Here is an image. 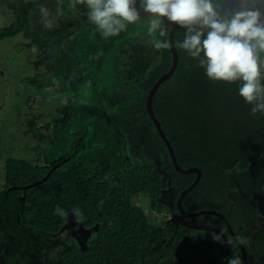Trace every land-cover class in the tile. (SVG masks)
Listing matches in <instances>:
<instances>
[{
    "label": "trees",
    "instance_id": "16d2710c",
    "mask_svg": "<svg viewBox=\"0 0 264 264\" xmlns=\"http://www.w3.org/2000/svg\"><path fill=\"white\" fill-rule=\"evenodd\" d=\"M220 1L213 0V3L219 6ZM6 3L14 10L15 20L0 28V39L24 32L29 49L39 46L49 51L51 46L57 52L58 47L62 48L57 53L50 52L41 62L56 58L55 73L61 67L71 72L65 74L67 80H63L71 94H75L78 84L75 78L87 76L85 71L89 70L92 73L89 80L97 82L92 95L95 101L103 102L104 106L111 102L107 101L106 94H100L105 85L119 90L121 106L135 98L142 118L133 125L132 138L140 151L144 149L142 156L147 157L146 161L130 164L111 177L113 161L120 158L111 146L100 147L91 156L80 153L79 138H74L87 122L82 111L76 112V123L72 121L70 125L80 130L66 132L73 119L71 109L75 112V103L71 104L68 110L71 115L68 113L63 118L59 133L53 139L35 128L31 120L36 134L41 133L51 142L67 134L70 148L75 144L77 149L75 152L66 150L64 158L61 155L64 152H51L48 161L56 163L42 170L25 158L7 159L5 175L9 190L4 200L10 208L7 214L17 220L15 227L8 229L16 232L18 227L22 228L24 248L31 249L58 234L67 216L75 213L86 226L100 224L99 231L94 232L87 248H82L74 238L68 239V248L50 264H228L232 257H238L241 264H245L240 247L219 216L208 213L197 216L203 223L183 226L179 231L171 221L155 223L145 207L134 201L135 197L146 195L150 208L182 215L177 200L197 177V172L183 173L176 169L147 110L150 90L172 67L174 56L170 43L168 49H155L143 27L130 38H118L107 45V60L111 63L114 57L122 73L118 80L112 66L104 72L95 68L93 61H88L89 65L86 63L83 69L77 68L74 59L86 56L76 55L74 48L76 44L79 46L81 32L64 48L66 36L73 34L76 27L90 28L88 24H93L85 16L86 4H78L77 0H7ZM136 3L143 9V0ZM48 7H51L52 17L46 12ZM140 17L149 22L152 19L150 15ZM93 27L96 26L93 24ZM163 27L166 35L157 34L156 38L169 41L172 25L165 21ZM186 32L177 25L174 42L179 53L178 65L152 100L154 113L174 148L178 163L183 168L202 169L199 183L184 196L182 205L188 212L203 209L222 212L244 243L250 264H264V112L252 114L253 105L245 103L238 94L241 82H214L206 76L199 59L180 47ZM51 33L55 35L54 45L47 43ZM103 39L101 36L99 41ZM64 50L71 52L57 58ZM119 52H123L122 59L117 57ZM67 60L73 62L71 66ZM72 83L74 88L70 90ZM46 84L45 77L43 82H38L39 88ZM114 105L110 109L118 111L120 104ZM101 131L96 127L91 129L86 133L88 140L97 141ZM105 135L117 140L120 147L121 138L117 133L107 131ZM49 151L48 146L46 153ZM46 176V181L25 189ZM24 196L25 203L21 199ZM0 204L1 210L2 200ZM58 206L63 214L56 212ZM19 215H24L25 220L19 219Z\"/></svg>",
    "mask_w": 264,
    "mask_h": 264
},
{
    "label": "rangeland",
    "instance_id": "374dc122",
    "mask_svg": "<svg viewBox=\"0 0 264 264\" xmlns=\"http://www.w3.org/2000/svg\"><path fill=\"white\" fill-rule=\"evenodd\" d=\"M6 1L7 0H0V28L10 25L15 20L14 10L8 6ZM50 8L51 7L46 8V12L52 17V10ZM86 10L85 16L89 20V10ZM149 23L148 20H144L140 17L135 24L127 25L125 30L112 37L103 36L96 27H93V24H88L91 26L90 28L82 25V27H76L75 29L77 30L75 31L74 29L73 34L66 36L67 40L63 42V45L64 48H68L70 46L68 43H72L78 38L81 32L79 46L76 44L74 47L77 53L76 55L86 54L89 60H95L93 61V66L97 68L102 63H97L98 59L102 55L107 56L108 54L107 45H111V43L117 41L118 38H120V40L130 38L138 29L143 27L147 29ZM101 36L105 38L102 42H100L101 40L99 41ZM48 38L49 40L47 39V43L49 45H54L55 35L52 34ZM94 38L96 41H94ZM152 39L153 37H151V40ZM26 41L29 40L26 39L24 32L0 39V197H2V199L5 198L4 196L9 190L6 184L5 164L7 159L11 157L28 159L42 170L52 167V165L56 163L48 161L47 157L51 152H64V154H61L64 158L66 156V150L75 152L78 146V148H82L80 153L91 156L93 153H96L98 149L100 150V147L103 148L106 145L108 148L111 146V148L120 155L119 159H114L113 161L115 165L111 170V177L115 176L117 171L129 167L130 164L133 165L138 161L144 162L147 160V157L145 158V156H142L145 154L144 149L140 151V146L134 143L132 138L134 132L133 125L142 118L140 113L141 108L139 109V107L136 106L135 98L121 106L120 101H118L120 97L118 94L119 90L109 85H105L104 87L102 85L103 92H100V94H106L109 98L107 101H111L109 102L111 104L108 103L104 106L103 102L95 101L92 95L97 88L94 86L97 82L95 79L89 80V76L92 75L89 70L85 71L88 72L86 73L87 76L81 75L75 78L78 84L75 83L77 84L75 94H71L69 92V85L65 86L63 82V80L66 79L65 74L69 75L71 72L67 70L64 71V67H61L59 72L57 71V73H55L57 69L55 64L56 58L52 61L47 60L46 62H41V59L50 52L52 54L54 51L57 53L61 51L62 48L58 47L57 52L55 49L51 48V46L48 48L49 51L45 49L41 50L39 46L29 49L25 45ZM69 52L71 51L64 50L63 54L59 53L56 57L63 58L62 55L65 57ZM122 55L123 52H119L117 54L118 59H122ZM74 60H77V68L83 69L82 67L86 65L83 59ZM67 61L71 66L73 62ZM62 65H64L63 61H61V66ZM108 66L113 67L114 72L117 74V79L119 80L122 73L119 72L118 62L114 57H112L111 63L107 60L103 69L107 71ZM66 67L70 68L69 66ZM44 77L47 80V84L39 88L38 82H43ZM36 80H38V82ZM73 88L74 86L72 83L70 90ZM73 103L76 104L75 112L74 108L71 106ZM114 104H120V106L118 105L119 108L117 107L118 111L110 109V107L115 106ZM70 108H72L71 111L74 115L72 116L73 119L70 120L68 130L66 131L64 129V132H71L73 129L74 132L80 130H76L74 126H70L73 122L76 123L75 118H77L76 112L78 110L82 111L87 116L85 127L81 129L77 137L74 138H79L77 146L72 144V148H70L71 140L68 138L67 134H65V137H62L63 134L59 139L52 140L53 142H51L45 139L41 133H35L31 125V120L35 128L40 132L46 133L53 139L59 133L63 118L66 117L68 113L71 115V112L68 111ZM105 124L106 126L103 129V125ZM95 127L97 130L101 129L102 131L99 133V139L94 141L96 139L92 138V141H94L92 142L88 140L86 133L90 132L91 129L93 130ZM107 131H113L119 135L121 138L120 147L117 140L111 136L107 137L105 135ZM48 146L51 148V151L46 153ZM22 201L25 203V196L22 198ZM134 201L136 204L145 207L152 221L158 224L171 221L179 231L183 229V226H198L199 223H203L204 221L201 218L196 219L197 217L186 218L180 214L154 210L148 206L149 197L146 195H139L134 198ZM75 216V213H70L67 216L66 223L60 231V240H57L59 244L56 256L61 249L60 246L65 244L61 236L72 237L75 235L72 233L73 229L71 228H73V225L70 219L75 220L73 222L81 223L80 218L77 216L76 218ZM98 229L99 225H96L94 228L89 229L83 237L78 235L82 248H85L87 246V241L93 238L92 231H98ZM67 243H69L68 240Z\"/></svg>",
    "mask_w": 264,
    "mask_h": 264
},
{
    "label": "clouds",
    "instance_id": "9594fccd",
    "mask_svg": "<svg viewBox=\"0 0 264 264\" xmlns=\"http://www.w3.org/2000/svg\"><path fill=\"white\" fill-rule=\"evenodd\" d=\"M256 0H240V8L221 15L213 0H143V11L150 14L147 32L157 49H168L165 21L187 30L180 47L187 50L206 76L214 82H241L238 94L253 105L252 114L264 112V19L262 13L248 7ZM86 4L88 18L105 37L118 35L141 16L136 0H77ZM258 101H261L258 103ZM58 214L63 210L56 209ZM218 239V238H217ZM228 264H241L238 257Z\"/></svg>",
    "mask_w": 264,
    "mask_h": 264
},
{
    "label": "flooded vegetation",
    "instance_id": "af4514ba",
    "mask_svg": "<svg viewBox=\"0 0 264 264\" xmlns=\"http://www.w3.org/2000/svg\"><path fill=\"white\" fill-rule=\"evenodd\" d=\"M218 10L220 11L221 15L231 14L232 11L238 10L240 8V0H221L219 3ZM248 7L255 8L259 10L262 13V19H264V0H256L255 3H249ZM149 16V15H148ZM151 49V45L148 47ZM84 61L87 63L88 61H95V60H89L87 56H84ZM102 62V63H101ZM107 62L106 55H102L97 63H101L97 69L104 70L103 66ZM262 84H264V80H262ZM88 86V85H87ZM8 192V191H7ZM2 200L4 206L1 207L2 214H0V264H50L51 261L57 260L60 254L64 251V249L68 248L67 240L70 238L76 239V241L80 244V237H83L86 232H88L89 229L94 228V226H86L82 223L73 222L75 220H71L70 222L73 225L72 233L75 234L72 237H62L61 239L64 240L65 244L61 247L60 251L58 252V255L56 256V251L58 244L56 241L60 240V232L56 235H52L50 238L45 239L43 244H36L34 247L25 249L23 246V230L22 228L18 227L17 231L8 229L9 226L15 227V224L17 223L16 218L14 216H10L7 214V211L10 210L9 205L7 206L6 200ZM22 199V198H21ZM11 201V199H10ZM7 202L9 200L7 199ZM1 205V204H0ZM24 215H19V219H24ZM76 217V216H75ZM77 218V217H76ZM18 219L19 222H21ZM99 231V229H98ZM94 230L92 231V234L94 236ZM79 235V236H78ZM52 241H55L54 243H51ZM89 241H87L88 244ZM52 244V246H50ZM81 245V244H80ZM50 247V248H49ZM87 248V246H86Z\"/></svg>",
    "mask_w": 264,
    "mask_h": 264
},
{
    "label": "water",
    "instance_id": "95a60500",
    "mask_svg": "<svg viewBox=\"0 0 264 264\" xmlns=\"http://www.w3.org/2000/svg\"><path fill=\"white\" fill-rule=\"evenodd\" d=\"M141 16H148L150 14H147L143 11V9H141ZM177 29V25L176 26H172L171 28V31H170V35H169V43H170V47L172 49V52H173V56H174V60H173V64H172V67L170 68V70H168L166 73H164L158 80L157 82L155 83V85L152 87V89L150 90L149 94H148V97H147V110L151 116V118L153 119L156 127H157V130H158V133L159 135L162 137V139L164 140V142L166 143L168 149H169V152H170V155L172 157V160H173V163L176 167V169L178 171H181L183 173H191V172H197V177L195 179V181L188 187L186 188L182 193L181 195L179 196L178 200H177V205H178V208L181 212V214L185 217H197V216H200V215H203V214H214V215H217L219 216L220 218H222L228 228H229V231L233 237V239L235 240V242L237 243V245L240 247L241 249V252H242V256H243V259H244V263L245 264H250V261H249V257H248V253H247V249L244 245V243L242 242V240L238 237V235L235 233V230L233 229L232 227V224L230 223V221L228 220V218L222 213L220 212L219 210H216V209H203V210H199V211H192V212H188L184 209L183 205H182V201H183V198L184 196L190 191L192 190L200 181L201 177H202V169H200L199 167H188V168H183L177 161V158H176V155H175V151H174V148L170 142V140L168 139V137L166 136V133L164 132L163 128H162V125L159 121V119L157 118V116L155 115L154 113V110H153V106H152V100H153V96L155 94V92L157 91V89L159 88V86L166 80L168 79L170 76L173 75V73L175 72L176 68H177V65H178V61H179V53H178V50L176 48V45H175V42H174V34H175V31ZM52 171H50L51 173ZM48 176L44 177L40 182L38 183H34V184H31L29 186H26L25 189H28L30 188V186H36V185H39L41 184L42 182L46 181ZM18 188V187H16Z\"/></svg>",
    "mask_w": 264,
    "mask_h": 264
}]
</instances>
